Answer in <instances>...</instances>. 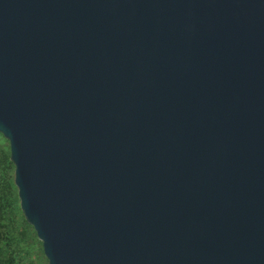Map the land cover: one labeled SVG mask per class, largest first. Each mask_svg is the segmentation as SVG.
<instances>
[{"label":"water","instance_id":"95a60500","mask_svg":"<svg viewBox=\"0 0 264 264\" xmlns=\"http://www.w3.org/2000/svg\"><path fill=\"white\" fill-rule=\"evenodd\" d=\"M0 135L47 264H264V0H0Z\"/></svg>","mask_w":264,"mask_h":264},{"label":"rangeland","instance_id":"374dc122","mask_svg":"<svg viewBox=\"0 0 264 264\" xmlns=\"http://www.w3.org/2000/svg\"><path fill=\"white\" fill-rule=\"evenodd\" d=\"M0 205V264H47L40 241L19 209L8 142L1 135Z\"/></svg>","mask_w":264,"mask_h":264},{"label":"trees","instance_id":"16d2710c","mask_svg":"<svg viewBox=\"0 0 264 264\" xmlns=\"http://www.w3.org/2000/svg\"><path fill=\"white\" fill-rule=\"evenodd\" d=\"M5 158H7V156H5ZM1 214H2V212H1V205H0V219H1V217H2ZM1 239H2V238H1V235H0V241H1Z\"/></svg>","mask_w":264,"mask_h":264}]
</instances>
